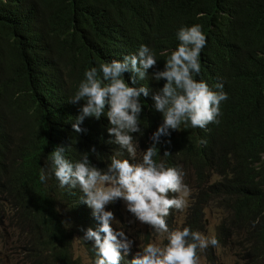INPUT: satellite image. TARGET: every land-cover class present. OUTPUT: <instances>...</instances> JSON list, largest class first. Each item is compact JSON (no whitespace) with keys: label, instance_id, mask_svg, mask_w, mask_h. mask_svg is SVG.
Returning a JSON list of instances; mask_svg holds the SVG:
<instances>
[{"label":"trees","instance_id":"trees-1","mask_svg":"<svg viewBox=\"0 0 264 264\" xmlns=\"http://www.w3.org/2000/svg\"><path fill=\"white\" fill-rule=\"evenodd\" d=\"M193 25L206 36L196 79L213 91L223 84L228 99L221 102L219 123L203 129L182 124L160 137L154 159L181 168L190 188L188 206L171 210L168 227L202 232L205 216L219 212V245L204 250L207 261L213 264L214 252L231 244L234 264H264V0H0V235L11 233L0 239L11 246V264H79L74 243L94 264V241L83 237L99 222L78 188L60 187L50 154L63 147L75 162L95 147L89 159L105 169L114 152L128 153L109 143L115 138L107 133L106 116L86 117L75 132L84 102L69 101L86 70L122 61L146 45L156 67L135 84L134 74L124 73L129 86L149 89L147 97L141 94L142 132L133 134L132 162H139L162 123L153 95L166 81L151 77L177 48L178 30ZM112 212L116 217L115 202ZM154 234L150 227L131 232L132 247L121 264L154 242Z\"/></svg>","mask_w":264,"mask_h":264},{"label":"clouds","instance_id":"clouds-1","mask_svg":"<svg viewBox=\"0 0 264 264\" xmlns=\"http://www.w3.org/2000/svg\"><path fill=\"white\" fill-rule=\"evenodd\" d=\"M177 39L179 44L165 61L164 70L155 71L151 77L157 82L166 81L153 95L154 108L162 115V123L139 162H132L137 154L133 134L142 132L141 94L147 97L149 89L129 86L124 73L131 71L135 84L137 78L145 80L148 77V69L156 67L155 53L146 45H140L136 54L127 55L122 61L103 62L99 68L86 70L69 101L84 102L73 124L75 132L82 131L79 125L86 117L100 120L106 116L107 133L115 138L109 143H115L128 153L125 158L121 152H114L107 158L110 162L105 169L92 165L89 159L90 154L96 153L95 147L91 153H82L81 159L75 162L65 158L63 147H57L50 154L60 187L78 188L83 194L81 203L92 210V216L99 222L98 229L89 228L83 237V240L94 241V264H121L130 253L133 242L122 229H113L119 222L113 210H105L115 202L117 211V200L125 202L126 210L140 224L149 226L157 234H167L165 245L149 242L139 247L127 264H201L199 253L209 246L219 245L215 236L193 231L190 227L169 230L167 223L171 210L183 211L188 206L190 188L184 182L185 173L181 168L166 167L163 160L154 159L159 152L160 137L170 136L171 131H178L182 124L190 123L194 128L203 129L209 123H219L221 102L228 99L223 84H216L218 91H213L205 81L196 79L201 71L200 54L206 46L201 26L181 27ZM201 143L206 141L201 140ZM168 155L167 151L163 154ZM40 180H47L43 170Z\"/></svg>","mask_w":264,"mask_h":264},{"label":"rangeland","instance_id":"rangeland-1","mask_svg":"<svg viewBox=\"0 0 264 264\" xmlns=\"http://www.w3.org/2000/svg\"><path fill=\"white\" fill-rule=\"evenodd\" d=\"M187 176V175H186ZM188 181V179H187ZM106 207H109L111 210L114 208V203L110 204ZM221 217V214L216 211H211L210 214H207L205 216V225L204 230L202 233H204L207 236H214L215 234V227L217 226L219 219ZM116 221L119 222V224L115 223V227L118 228V231H120L122 228H124L125 231H127V238H129L130 233L134 230H140V233L143 234L145 230H149V226L140 224L138 221L135 220V217L129 213L126 210V205L123 200H117V211H116ZM182 220V216L180 215L177 218V223H179ZM11 233L8 231L1 232L0 238L8 239L10 237ZM164 234H157L155 233L153 235L154 242L160 243L161 240H163ZM0 239V259L4 261V264H11L10 261L12 260L13 256L11 254V246L6 245L1 242ZM131 241V240H130ZM137 244L139 242H136ZM72 254L73 257L76 259V261L79 264H88L87 256L85 255L84 251L76 244H73L72 248ZM200 260L201 264H206L208 262L210 264V261H207V259L204 256V250H202L200 253ZM240 254H238L239 256ZM237 257L233 250V246L230 244L226 248H221L219 251L214 252V263L213 264H234Z\"/></svg>","mask_w":264,"mask_h":264}]
</instances>
